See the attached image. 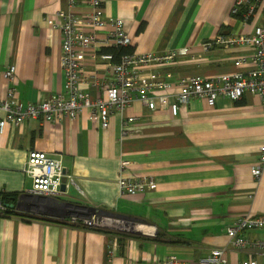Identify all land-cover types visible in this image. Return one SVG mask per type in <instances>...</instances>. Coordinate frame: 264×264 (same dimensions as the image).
<instances>
[{
  "label": "crops",
  "instance_id": "obj_1",
  "mask_svg": "<svg viewBox=\"0 0 264 264\" xmlns=\"http://www.w3.org/2000/svg\"><path fill=\"white\" fill-rule=\"evenodd\" d=\"M75 1L0 0V100L7 98L3 72L12 65L25 103L64 90L63 35L49 21L61 9L91 11L88 0ZM103 1L106 15L123 19L130 51L160 55L188 49L173 62L150 67L172 82L246 70L238 63L250 53L246 48L205 43L218 35L251 33L264 23V1L246 26L231 13L236 0ZM103 66L89 63L88 74L97 72L106 81ZM88 91L94 98L99 94L96 87ZM126 116L135 119L125 132ZM263 145L264 107L252 93L239 101L221 96L214 107L192 98L177 115L136 99L125 117L112 110L107 129L90 109L76 119L9 124L0 135V193L19 194V202L32 188L24 170L32 150L61 155L75 183L65 177L70 185L59 197L26 196L18 214L0 216V264H162L170 254L198 264L216 248L226 249L229 264L249 258L264 264L260 250L234 247L227 233L241 215L264 214V165L259 177L253 174ZM122 175L152 177L157 188L124 195ZM93 208L152 229H118L127 234L119 237L66 220L90 215ZM244 234L250 241L264 239V230Z\"/></svg>",
  "mask_w": 264,
  "mask_h": 264
},
{
  "label": "built area",
  "instance_id": "obj_2",
  "mask_svg": "<svg viewBox=\"0 0 264 264\" xmlns=\"http://www.w3.org/2000/svg\"><path fill=\"white\" fill-rule=\"evenodd\" d=\"M69 1L71 4L76 2ZM262 1L264 0H236L231 13L239 16L242 25L246 26L257 15ZM87 2L91 6L89 13L61 9L56 12L54 20L49 21L63 35L61 63L66 77L63 91L39 102L25 103L18 96L17 67L12 65L3 72L7 98L0 100V135L9 124L20 126L30 120L51 123L63 118L76 119L86 109H90L93 117L99 119L102 128L107 129L112 110L125 117V112L136 99L151 110L169 109L173 115H177L181 106L188 105L192 98L203 99L210 107H214L221 96L236 101L244 96L248 89H252L261 97L264 107V23L257 25L251 33L218 35L205 43V48L214 46L246 48L250 53L238 59L240 65L247 67L246 70L213 77L193 75L172 82L154 74L150 67L155 63L173 62L179 55H187V48L160 55L151 51L131 52L122 55L117 62L113 54L105 52V49L130 47L132 37L126 30L123 19L106 15L103 0ZM89 63L94 66L104 65L103 71L107 75V80L101 81L97 72L89 75L87 71ZM91 87H96L99 92L95 98L88 91ZM134 119L133 116H126L123 121L125 132ZM126 163L122 164V168ZM263 165L264 145L261 147L260 160L254 169V176L261 175ZM24 170L32 180V188L28 193L35 197H59L63 194L61 187L65 177L71 183H75L74 178L67 175L61 155L32 150ZM119 185L124 195H135L155 189L157 181L152 177L136 178L122 175ZM6 208L0 202V214ZM106 220L108 221V218ZM70 221L81 222V225L88 229L110 227L103 226L104 220L100 211L84 217L73 216ZM254 230H264V214L241 215L228 228L227 233L234 247L244 248L252 245L264 254V239L250 241L244 234ZM225 253L226 249H213L210 255L200 259L198 264H229ZM162 264L190 263L178 255L170 254L165 256ZM239 264L261 263L255 258H249Z\"/></svg>",
  "mask_w": 264,
  "mask_h": 264
},
{
  "label": "trees",
  "instance_id": "obj_3",
  "mask_svg": "<svg viewBox=\"0 0 264 264\" xmlns=\"http://www.w3.org/2000/svg\"><path fill=\"white\" fill-rule=\"evenodd\" d=\"M128 48L129 47H120V48L111 47V48H106L105 52L112 53L114 56V60L118 62V61H120L122 55L132 52ZM19 197H20L19 194H7V193H3V192L0 193V202H2L7 207L0 215L1 216H10V215L18 214V212H20V211L17 209V207H13L12 205L18 204ZM66 220H67V222H69L73 226L83 227L81 225V222L80 223H72L71 221H69V219H66ZM95 230H98V231L104 232V233H109L111 235H118L119 237H122L123 235L127 236V234H123L122 232H119V231L114 230V229L96 228Z\"/></svg>",
  "mask_w": 264,
  "mask_h": 264
},
{
  "label": "bare ground",
  "instance_id": "obj_4",
  "mask_svg": "<svg viewBox=\"0 0 264 264\" xmlns=\"http://www.w3.org/2000/svg\"><path fill=\"white\" fill-rule=\"evenodd\" d=\"M257 14H258V12H257ZM236 17H238L239 19H240V17L239 16H236ZM254 19V18H253ZM253 19H251V21L253 20ZM246 93H252V94H255V92L252 90V89H248L247 90V92ZM243 98V96L242 97H240L239 99H237L236 101H239V100H241ZM260 150H261V148H260ZM260 160V159H259ZM259 162V161H258ZM258 164V163H257ZM253 174H254V172H253ZM157 188V187H156ZM155 188V189H156ZM155 189H151V190H155ZM141 193V192H140ZM138 194V193H137ZM124 220H126V219H121V221L119 222V221H113V220H111V219H108V221H106V223L107 224H103V226H110V227H103V228H108V229H114V230H117L118 231V229H116L115 227H122V225H123V228L124 229H126V227H127V225H129V224H125L126 222H128V221H124ZM135 226V228H132V227H134ZM128 228H131L132 230H134L135 232H141V233H145V232H149L152 228H150V227H148V226H142V225H134V224H132L131 223V225L130 226H128ZM131 230V231H132ZM144 231V232H143ZM153 233V232H152Z\"/></svg>",
  "mask_w": 264,
  "mask_h": 264
},
{
  "label": "rangeland",
  "instance_id": "obj_5",
  "mask_svg": "<svg viewBox=\"0 0 264 264\" xmlns=\"http://www.w3.org/2000/svg\"><path fill=\"white\" fill-rule=\"evenodd\" d=\"M62 189V188H61ZM18 209V208H17ZM95 210L96 211H100V209L99 208H95ZM85 215H87L86 213H81V215H80V217H84ZM1 216V215H0ZM74 216H76V215H74ZM101 216H102V219L104 220V223L103 224H107L106 223V218H108V219H112V220H115V221H121V219L119 218V217H115V216H112V215H106V214H101ZM124 221H128V222H126L125 224H129V225H127V227H126V229H124L123 228V225H122V227H115L116 229H120L121 231L122 230H124V231H128V232H130V233H133L132 231H134V230H132L131 228H128V226H130L131 225V223L132 224H134L135 225V223L134 222H132L131 220H124ZM132 228H135V226L134 227H132ZM132 230V231H131Z\"/></svg>",
  "mask_w": 264,
  "mask_h": 264
},
{
  "label": "water",
  "instance_id": "obj_6",
  "mask_svg": "<svg viewBox=\"0 0 264 264\" xmlns=\"http://www.w3.org/2000/svg\"><path fill=\"white\" fill-rule=\"evenodd\" d=\"M61 188H62V191H63V192H66V190H67V185H66V183H63ZM26 196H27V197H30V198H31V197H35L34 195H32V194H30V193H26V194H23L22 198H24V197H26ZM22 198H21V199H22ZM21 199H20V201L18 202L17 205H14V204H13L12 206H13V207H17L18 209H21V206H20ZM69 204H71V205H76V206H79V207H86V208H88L87 206L80 205V204H74V203H69ZM93 209H94V211H93L92 213H94V212L96 211L95 208H93ZM100 213H101V214H106V215L108 214L107 212H104V211H100ZM75 215L80 216L81 214H78V213H77V214H75ZM85 216H89V215H85Z\"/></svg>",
  "mask_w": 264,
  "mask_h": 264
}]
</instances>
